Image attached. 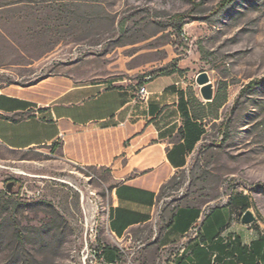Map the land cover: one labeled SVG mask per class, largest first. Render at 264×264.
<instances>
[{
	"label": "rangeland",
	"instance_id": "rangeland-1",
	"mask_svg": "<svg viewBox=\"0 0 264 264\" xmlns=\"http://www.w3.org/2000/svg\"><path fill=\"white\" fill-rule=\"evenodd\" d=\"M225 1L0 0V86L63 71L132 85L178 68L198 98L203 139L115 264H163L159 249L140 247L181 205L208 211L246 195L264 228V82L244 90L264 79V0ZM115 183L109 168L65 161L58 146L0 144V264H106L97 253Z\"/></svg>",
	"mask_w": 264,
	"mask_h": 264
},
{
	"label": "crops",
	"instance_id": "crops-1",
	"mask_svg": "<svg viewBox=\"0 0 264 264\" xmlns=\"http://www.w3.org/2000/svg\"><path fill=\"white\" fill-rule=\"evenodd\" d=\"M192 97L179 73L132 85L71 71L11 83L0 86V144L16 151L55 145L65 161L111 170L104 258L115 264L124 245L153 224L162 188L203 139ZM243 213L230 197L208 211L181 205L140 248L159 249L163 264H264V228L243 223ZM199 219V236L189 237Z\"/></svg>",
	"mask_w": 264,
	"mask_h": 264
},
{
	"label": "water",
	"instance_id": "water-1",
	"mask_svg": "<svg viewBox=\"0 0 264 264\" xmlns=\"http://www.w3.org/2000/svg\"><path fill=\"white\" fill-rule=\"evenodd\" d=\"M197 84L200 86L201 95L205 100H212L214 98V86L211 83L207 72H201L196 78ZM15 182L11 181L7 184V189L12 190ZM256 220L254 213L248 209L242 215V222L245 224H251Z\"/></svg>",
	"mask_w": 264,
	"mask_h": 264
},
{
	"label": "trees",
	"instance_id": "trees-1",
	"mask_svg": "<svg viewBox=\"0 0 264 264\" xmlns=\"http://www.w3.org/2000/svg\"><path fill=\"white\" fill-rule=\"evenodd\" d=\"M227 1H231V0H226L225 2H227ZM180 72H182V69L174 68V69H172V70H170V71H168V72H164V73H162V74H160V75H157V76H161V75H169V74L180 73ZM157 76H155V77H157ZM152 78H153V77H152ZM263 82H264V79L257 80V81H252V82H250V83L245 87L244 90H246V89H250V88L254 87L255 85L262 84ZM141 83H142V82H140L139 84H141ZM188 91H189V90H188ZM189 93L193 96V97H192L193 99H191V104L194 105V102H195V101H198V98H197L194 94H192L191 91H189ZM182 98H183V97L181 96V101H182ZM193 107H194V106H193ZM193 116H194L196 119H200V117L196 114L195 110H194V114H193ZM14 120H15V119H14ZM230 198H231V199H235V198H237V203L241 205L243 212H245L246 210H248V209L251 207L250 203H249L248 200H247V196H246V195H235V196H230ZM199 216H200V215H199V213H198V216H197V217H199ZM252 224H254V223H252ZM256 228H258V227H256ZM102 248H103V255H104V257H105V253H106V249L108 248V245H104Z\"/></svg>",
	"mask_w": 264,
	"mask_h": 264
},
{
	"label": "built area",
	"instance_id": "built-area-1",
	"mask_svg": "<svg viewBox=\"0 0 264 264\" xmlns=\"http://www.w3.org/2000/svg\"><path fill=\"white\" fill-rule=\"evenodd\" d=\"M147 79H149V78H147ZM147 93H148V91H147L146 87L142 86L140 88V95L142 97H145L147 95ZM202 222H203V220L199 219L196 223H194L192 225V228L190 230L191 237H198L199 236L201 228H202ZM89 230H90V236L94 237V239L96 240L98 238L99 231H98V227L95 225V223L90 225ZM103 246L104 245H102L100 247V251L97 254L101 257L102 260L105 261V258H104V255H103V248H102ZM216 259H217V255L213 254V256H212L213 263L216 262ZM106 264H112V263H107L106 262Z\"/></svg>",
	"mask_w": 264,
	"mask_h": 264
}]
</instances>
